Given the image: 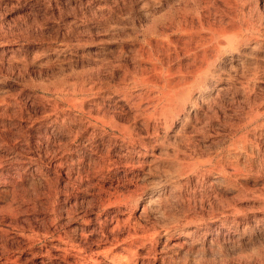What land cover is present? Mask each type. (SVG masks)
I'll return each mask as SVG.
<instances>
[{
  "label": "rangeland",
  "instance_id": "rangeland-1",
  "mask_svg": "<svg viewBox=\"0 0 264 264\" xmlns=\"http://www.w3.org/2000/svg\"><path fill=\"white\" fill-rule=\"evenodd\" d=\"M66 235L264 264V0H0V264H74Z\"/></svg>",
  "mask_w": 264,
  "mask_h": 264
},
{
  "label": "bare ground",
  "instance_id": "bare-ground-1",
  "mask_svg": "<svg viewBox=\"0 0 264 264\" xmlns=\"http://www.w3.org/2000/svg\"><path fill=\"white\" fill-rule=\"evenodd\" d=\"M170 22V21H169ZM191 23V22H190ZM217 34V33H216ZM200 40V39H199ZM199 43H200V41H199ZM201 53V52H200ZM202 55V54H201ZM196 67V66H195ZM142 73V72H141ZM162 85V84H161ZM73 88V87H72ZM177 94V93H176ZM173 95L170 97V99L172 100L173 99ZM161 99V98H160ZM211 107V106H210ZM260 116H261V113H256V114H254L251 118H250V120H249V122L250 123H252V122H257L258 120H259V118H260ZM100 117V116H99ZM102 117H104V116H102ZM97 120V119H96ZM110 120H112V119H110ZM107 121V119L106 120H104L103 119V123H106V124H111V125H113L112 123H114V122H111V121ZM101 121V120H100ZM113 121V120H112ZM166 121V120H165ZM105 124V125H106ZM115 124V123H114ZM88 125V124H87ZM96 125V124H95ZM119 130H120V132H122V135H123V140H125V141H130V138L132 137V135L134 134V129H133V127H125V126H123V127H120L119 128ZM107 134V133H106ZM127 143V142H126ZM8 160V159H7ZM201 175V174H200ZM203 175V174H202ZM201 175V176H202ZM113 197H111V196H107L103 201H102V204H107V203H112V202H114L115 200H113L112 199ZM115 198V197H114ZM136 200H138V199H136ZM140 200V199H139ZM151 201V200H150ZM139 203L136 201L135 202V205H138ZM128 205V204H127ZM105 206V205H104ZM122 206V205H121ZM146 210V207L144 206V204L142 205V207H141V211H145ZM87 218V217H86ZM90 218V217H89ZM68 220H69V217H68ZM69 223V222H68ZM72 227V226H71ZM76 229V228H75ZM79 229V228H78ZM97 230V229H96ZM69 231V230H68ZM84 231V230H83ZM83 231H82V233H83ZM95 231V230H94ZM77 233H78V231H77ZM81 233V232H80ZM107 234V233H106ZM135 234V233H134ZM133 233L132 234H130L128 237L131 239V240H135V239H137V238H135V235H134ZM82 235V234H81ZM62 236H64V234L62 235ZM77 236V235H76ZM107 236V235H106ZM105 235H104V233L102 234V238L104 237H106ZM88 237V236H87ZM113 237V236H112ZM66 241H69V243L72 245H70L72 248H70V247H63V252H64V257H66V255L67 254H69V253H73V255H74V264H85L86 262H88L89 260H92V255L91 254H86V252H85V247H82L81 245H79L78 243H77V241H75L74 239H73V237H71V236H67L66 235ZM85 238H86V236H85ZM112 239V238H111ZM128 239V238H127ZM89 241V240H88ZM95 241V240H94ZM100 241V240H99ZM98 241V242H99ZM130 241V240H129ZM97 242V243H98ZM89 243V242H88ZM111 244H113V243H111ZM56 245V244H55ZM58 245V244H57ZM62 246V245H61ZM55 247V246H54ZM61 248V247H60ZM89 249V248H88ZM62 252V253H63ZM71 255V254H70ZM63 257V256H62ZM92 262H93V260H92Z\"/></svg>",
  "mask_w": 264,
  "mask_h": 264
}]
</instances>
